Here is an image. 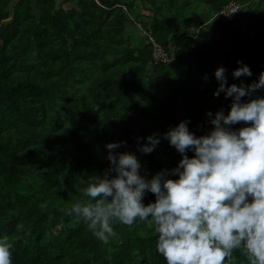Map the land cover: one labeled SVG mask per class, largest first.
Returning a JSON list of instances; mask_svg holds the SVG:
<instances>
[{
	"label": "trees",
	"instance_id": "1",
	"mask_svg": "<svg viewBox=\"0 0 264 264\" xmlns=\"http://www.w3.org/2000/svg\"><path fill=\"white\" fill-rule=\"evenodd\" d=\"M231 1L0 0V236L14 242L13 264H167L154 225L116 223L105 243L62 209L109 168L110 141H126L112 151L136 152L142 174L170 172L181 153L164 133L187 119L205 134L208 111L230 109L231 96L214 94L218 66L228 85L264 72V0L221 14ZM238 59L251 76L233 75ZM148 134L159 143L143 152Z\"/></svg>",
	"mask_w": 264,
	"mask_h": 264
},
{
	"label": "clouds",
	"instance_id": "2",
	"mask_svg": "<svg viewBox=\"0 0 264 264\" xmlns=\"http://www.w3.org/2000/svg\"><path fill=\"white\" fill-rule=\"evenodd\" d=\"M237 63L234 76L252 75L249 65ZM225 71L223 65L215 69L220 84L214 94L223 90L233 99L227 113L208 111L214 127L197 135L184 119L164 133L181 153L170 172L142 174L136 152L112 151L126 141H110L109 168L92 176L86 198L62 211L82 219L105 243L117 235L116 223L154 225L156 248L167 264H236V250L249 264H264V95L252 97L264 88V72L251 84L228 85ZM240 121L244 126L231 127ZM159 139L148 134L140 150L153 151ZM147 191L154 201L144 202ZM13 247L7 235L0 236V264H13Z\"/></svg>",
	"mask_w": 264,
	"mask_h": 264
},
{
	"label": "built area",
	"instance_id": "3",
	"mask_svg": "<svg viewBox=\"0 0 264 264\" xmlns=\"http://www.w3.org/2000/svg\"><path fill=\"white\" fill-rule=\"evenodd\" d=\"M238 7L239 4L236 1L232 0L220 10V13L223 15H228L236 11ZM153 56L157 62L168 60V54L157 44H155L154 46Z\"/></svg>",
	"mask_w": 264,
	"mask_h": 264
}]
</instances>
